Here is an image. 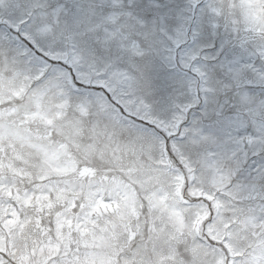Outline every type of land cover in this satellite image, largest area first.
<instances>
[{
    "label": "snow or ice",
    "instance_id": "6c2138e0",
    "mask_svg": "<svg viewBox=\"0 0 264 264\" xmlns=\"http://www.w3.org/2000/svg\"><path fill=\"white\" fill-rule=\"evenodd\" d=\"M0 264H264V0H0Z\"/></svg>",
    "mask_w": 264,
    "mask_h": 264
}]
</instances>
